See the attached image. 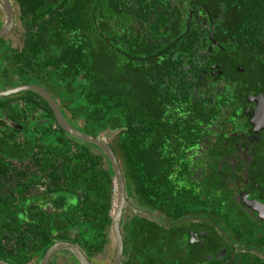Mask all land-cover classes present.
<instances>
[{
  "label": "flooded vegetation",
  "instance_id": "flooded-vegetation-1",
  "mask_svg": "<svg viewBox=\"0 0 264 264\" xmlns=\"http://www.w3.org/2000/svg\"><path fill=\"white\" fill-rule=\"evenodd\" d=\"M8 1L15 25L0 38V68L8 69L6 78L0 72V90L39 86L73 127L105 139L116 155L126 199L117 232L114 218L122 189L105 150L63 130L48 101L35 91L22 89L1 96L0 154L10 153L14 138L24 144L28 133L41 138L46 130L64 136L60 144L70 145L69 155L81 156L86 142L94 147L92 155L79 158V164L74 159L71 169L65 170L67 176L60 179L50 168L39 171L37 158H32L36 154L41 162L45 160L42 138L27 159H3L10 167L0 177L2 198L16 201L15 196L35 195L39 206L32 210L50 216L40 230L51 233L32 240L40 251L25 262L8 255L13 241L3 238L7 254L0 260L42 264L56 247L46 264H114L116 260V264H264V0H104L87 6L57 0L58 19L68 9L91 15L99 5L98 31L69 32L70 17L60 21L61 29L52 33L48 48L41 45L40 57L33 58L38 64L27 67L22 60L25 70L15 67L18 56L48 41L39 40L40 31L23 26L25 5ZM2 11L0 29L9 18L5 8ZM109 72L118 76L119 87H137L128 109L137 121L148 122L153 146L164 148L167 161L173 158L181 168L163 177L154 169V178L165 184L160 194L164 206L142 202L139 186L130 179L116 144L123 126L113 137L108 131L104 136L106 130H116L110 127L95 133L86 128L85 119L76 118L72 100H66L65 82L86 85L90 95H96L104 90ZM112 85L116 82L105 86ZM21 142L16 144L17 154L24 150L18 146ZM77 167L82 177H94L96 169L95 189L104 188L102 171L110 173L107 215L104 207L98 219L84 213L83 202L95 189H89L87 182L75 187ZM29 177L38 182L29 184L22 196L17 192L12 196L11 189L25 187ZM68 178L71 184H63ZM19 208L28 219L25 201ZM178 211L184 214L174 217Z\"/></svg>",
  "mask_w": 264,
  "mask_h": 264
},
{
  "label": "trees",
  "instance_id": "trees-1",
  "mask_svg": "<svg viewBox=\"0 0 264 264\" xmlns=\"http://www.w3.org/2000/svg\"><path fill=\"white\" fill-rule=\"evenodd\" d=\"M20 4L25 5V12L23 13V26L26 30L32 31H40L39 33V40L41 41H48L43 42L42 44H38L37 48L31 52V50H26L22 56H18L17 60L14 62V65L18 69L25 70L22 67L23 61L26 60L27 67L32 66L33 64H38V62L34 61L33 58H39V47L42 45L43 48H48L49 42L52 38V33L57 32L61 29L60 21L63 22L65 19L70 17V22L68 28L70 29L69 32L74 30H89V32H96L98 31L96 21L99 19H95V15L97 11L100 10L98 8L99 5H96L92 8L93 14L90 15L89 11H82L78 15L76 12L72 10H66L67 14L58 19L57 15V0H43V3H38V0H18ZM56 1V2H55ZM68 1V0H64ZM46 2V3H44ZM91 2L102 3L104 0H73L75 4H84L90 5ZM38 3V4H37ZM61 6V5H59ZM84 10V8L82 9ZM55 14V15H54ZM33 25H35L33 27ZM51 33V35H47ZM33 37H31L32 39ZM54 47V46H53ZM37 50V51H36ZM53 52V51H52ZM4 62V61H3ZM2 62V65H3ZM5 63V62H4ZM12 65V66H14ZM12 66L10 67L12 69ZM15 68V69H16ZM105 68V67H104ZM13 70V69H12ZM0 72H2V77L6 78L8 74V69L4 71L3 68H0ZM105 72V71H104ZM13 73V72H12ZM12 73H9L11 75ZM115 72H109L106 78L111 82H116V85H112L106 87L105 85L108 82L104 81V90L101 88L100 92L96 95H90L89 88L85 89L86 85H75L73 83L66 84V100L71 102L72 108L76 110V118L78 119H85L86 123L85 126L87 129L92 130L93 132L97 133L100 130H106L107 128L116 129L118 127L123 126V131L118 134V139L116 140V144H118L120 150L122 151V155L126 161V168L129 174V177L135 184L139 186V191L141 195L142 202L144 203H151V204H160L163 203L165 205V201L160 198L161 190L164 187V183L162 181H157L154 178L153 172L156 169L159 176H168V174L172 173L171 171H178L181 168H178V161L174 162L172 158V162H168L167 158L163 153L164 148L157 149L159 145L155 147L154 142L152 141V135L148 129V122L143 120L140 121L133 113L134 111L130 112L131 108L128 109V101L129 97L132 96L133 98L136 95V89L133 84H130L126 87H119L118 84V76L114 74ZM80 81V80H79ZM83 83V82H81ZM88 85V84H87ZM84 89H80L81 87ZM33 93V92H30ZM34 95H36L34 93ZM66 106L69 107L68 103ZM133 106V104H131ZM47 111L52 116V112L47 107ZM123 112V113H122ZM53 122V118L51 119ZM49 122V121H47ZM138 122L140 124H138ZM0 124L2 122L0 121ZM37 125V124H36ZM5 126V125H4ZM10 127V126H9ZM46 125H40L38 128H45ZM48 127H52V124L48 125ZM11 128V127H10ZM13 129V128H11ZM13 132V131H10ZM16 132V131H14ZM64 133L63 130H61ZM5 133V132H4ZM28 139L25 138L24 144L21 141L13 139V143L10 145L9 148H12L10 153L7 154H0V177L5 173L8 172L9 165L8 163L3 160L5 157L10 158L15 157L17 159H27L31 156L33 150L38 147L40 144L39 140L42 138L43 141V158L44 161H40L38 157L33 156L32 158H37L36 165L39 167V171H43L44 169H49L53 171L55 177L60 179L63 175L67 176L65 173L66 169H71V163L75 159V165L79 164V158L84 159L86 153L92 155L91 145L94 147V144L85 143L82 149V155H69L72 153V148L69 144L65 146H61V142L64 143L63 140L64 136L60 134H53L49 133L47 130L45 133H40L42 137L36 136L34 133H28ZM1 135V134H0ZM57 136V137H56ZM1 137V136H0ZM17 142H21L22 145L19 143L18 146H22L24 150L22 153L17 154L16 144ZM158 142V141H157ZM15 144V146H13ZM152 148L153 151H152ZM8 151V150H7ZM9 152V151H8ZM169 152V151H168ZM156 153L155 165L152 166L150 161H153V154ZM7 155V156H6ZM96 156L98 162H100V156ZM163 156V157H162ZM157 157V158H156ZM97 162V163H98ZM96 163L97 167L99 165ZM177 163V164H176ZM74 165V164H73ZM101 170V167H99ZM99 170V171H100ZM98 171V172H99ZM76 178L78 179L75 182V187H80L83 182L89 183V189H95L92 187L96 184V169L93 168L94 177L84 176L82 177V172L77 167L76 170ZM102 174L104 176V188L100 189L97 188L95 191L89 192V195L86 197V200L83 202V211L84 213L88 214V216H94L98 219V214L101 208L104 209V213L106 214L107 210L110 208L111 203V175L107 170H103ZM52 175V174H51ZM157 177L158 180L161 177ZM42 178V177H41ZM39 178V179H41ZM27 183L25 187L19 186L18 188L11 189L12 196H15L17 192L19 196H22L24 193L28 191L27 186L32 183H37L38 179L29 177L26 179ZM25 181V182H26ZM63 182V180H60ZM23 182L22 180L20 183ZM24 182V183H25ZM71 180L68 178L63 184L69 185L71 184ZM174 187V184L172 185ZM0 189H1V178H0ZM105 189V190H104ZM104 190V193L102 192ZM2 190H0V255L4 257L7 254L5 250V242L4 239H8L13 241L12 242V249L9 251L8 255H11L17 260H23V262L30 260L32 255H35V252L40 251L39 246L36 242L32 241L35 239L45 238L46 236L51 233L47 230H40L42 229V225L47 224V218L50 217L45 212L36 213L32 209L38 207L39 205L36 204L38 200L37 197L34 195L31 199H26L25 195L22 198L16 197V201H6L1 196ZM99 192V193H97ZM160 192V193H159ZM93 194V198L90 196ZM100 196V198H98ZM9 197V196H8ZM25 201V205L28 208V219L26 218L27 215L24 213H20V205L22 202ZM6 209V211H5ZM106 210V211H105ZM184 212L178 211L173 214L174 217L182 216ZM97 215V216H96ZM107 215V214H106ZM110 217L107 216V220ZM29 219L35 220L34 222L28 221ZM7 226L8 228L4 230L3 226ZM9 234V235H8ZM10 241V242H11Z\"/></svg>",
  "mask_w": 264,
  "mask_h": 264
},
{
  "label": "water",
  "instance_id": "water-1",
  "mask_svg": "<svg viewBox=\"0 0 264 264\" xmlns=\"http://www.w3.org/2000/svg\"><path fill=\"white\" fill-rule=\"evenodd\" d=\"M9 1L8 0H0V4L2 5L3 8H5V10L7 11V13L9 14V18L7 20V23L4 25L3 28L0 29V38L1 37H4L9 31L11 28L14 27L15 25V22H14V17H13V12H12V9L8 3ZM22 89H25V90H33L35 91L36 93L42 95L49 103V105L51 106V108L53 109L54 111V114H55V118H56V121L58 122V124L60 125V127L65 130L69 135L77 138V139H81V140H87V141H92L94 143H97L99 146H101L105 152L107 153V155L109 156V158L112 160L113 164H114V170L116 172V176H117V179L119 181V184H120V188L122 189V192H121V197H120V201H119V208L117 209L116 211V217L114 218V224L116 223V230L118 232V222H119V213H120V210H121V207H122V203L124 202V199H126L125 197V194H124V182H123V179H122V173H121V170L119 168V165H118V161H117V158H116V155L113 151V149L111 148V146L109 145V143L105 140V139H102V138H99V137H95V136H92V135H88L78 129H76L75 127H73L65 118L64 116L62 115L57 103L55 102V100L52 98V96L43 88H40L39 86H26V87H23ZM21 87H14V88H10V89H7V90H0V97L1 96H8L18 90H22ZM9 124L13 125V126H16V127H21L20 124L16 123V122H12V121H9ZM108 131V134L110 137H113L115 136V134L118 132V130H106L104 132V136H106V133ZM118 246L121 247V243L118 244ZM119 248V247H118ZM56 249L55 248H52L49 253L47 254L46 256V259L44 260V262L42 264H46L48 262V257L50 256V254L53 253V251ZM120 252V251H119ZM117 263V260L114 264ZM0 264H9L7 262H4L2 260H0Z\"/></svg>",
  "mask_w": 264,
  "mask_h": 264
},
{
  "label": "rangeland",
  "instance_id": "rangeland-1",
  "mask_svg": "<svg viewBox=\"0 0 264 264\" xmlns=\"http://www.w3.org/2000/svg\"><path fill=\"white\" fill-rule=\"evenodd\" d=\"M2 16L3 18V11H2V7L0 6V17ZM19 23V22H18ZM14 29V28H13ZM35 122H32V124L34 125Z\"/></svg>",
  "mask_w": 264,
  "mask_h": 264
}]
</instances>
